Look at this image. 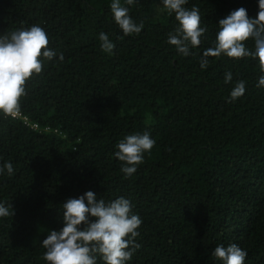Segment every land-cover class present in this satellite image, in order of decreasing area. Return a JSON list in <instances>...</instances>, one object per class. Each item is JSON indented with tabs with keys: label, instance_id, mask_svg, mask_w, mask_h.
I'll list each match as a JSON object with an SVG mask.
<instances>
[{
	"label": "trees",
	"instance_id": "trees-1",
	"mask_svg": "<svg viewBox=\"0 0 264 264\" xmlns=\"http://www.w3.org/2000/svg\"><path fill=\"white\" fill-rule=\"evenodd\" d=\"M113 0H0V36L42 27L48 48L42 71L25 84L19 115L0 112V264H49L42 241L63 227V203L93 191L106 203L128 199L140 217V247L125 264H222L217 245L235 243L244 264H264V87L258 60L211 57L218 22L258 0H187L206 31L180 54L168 42L179 22L162 0H134L139 34L115 22ZM108 35L112 53L101 48ZM255 50L254 39L245 41ZM63 60H60V55ZM232 80L225 83V74ZM244 94L231 100L237 81ZM155 144L129 177L115 156L128 135ZM94 220L95 218L90 217ZM96 264H104L98 255Z\"/></svg>",
	"mask_w": 264,
	"mask_h": 264
},
{
	"label": "clouds",
	"instance_id": "clouds-1",
	"mask_svg": "<svg viewBox=\"0 0 264 264\" xmlns=\"http://www.w3.org/2000/svg\"><path fill=\"white\" fill-rule=\"evenodd\" d=\"M134 0H126L128 5ZM169 12L175 13L179 26L175 34H169L168 42L177 51L188 56L189 48L198 47L201 36L206 31L200 26L199 9L190 10L184 5L187 0H162ZM259 11L255 18H250L247 10L240 7L219 20V30L215 37V46L204 50L200 60L201 68L208 66V57L241 59L252 57L258 60L262 75L258 87H264V0H258ZM115 22L125 35L139 34L143 22L135 23L129 15V9L121 5V0H113L110 5ZM254 39L255 50L250 51L245 41ZM101 48L109 54L114 44L107 34H99ZM49 39L45 30L32 25L29 28L13 31L0 36V112L12 116L20 108V98L25 95V84L34 74L42 71L41 57L52 60L56 53L48 48ZM63 60V55H60ZM232 80V73L225 74V83ZM245 92V82L237 81L230 92L231 100L241 97ZM155 144L148 132L128 135L117 144L115 156L122 162L121 171L129 177L143 163V153L151 151ZM7 169L12 175L14 169L10 162L0 167V173ZM132 205L124 197H118L108 203L97 199L93 191H86L79 198H69L63 203V227L51 230L42 241L46 249L44 260L49 264H96L99 255L104 264H125L131 260L140 245L135 242L139 235L137 229L142 221L136 214H131ZM14 215L0 203V217ZM90 217L95 218L94 220ZM211 255L222 264H244L246 251L235 243L217 245Z\"/></svg>",
	"mask_w": 264,
	"mask_h": 264
},
{
	"label": "built area",
	"instance_id": "built-area-1",
	"mask_svg": "<svg viewBox=\"0 0 264 264\" xmlns=\"http://www.w3.org/2000/svg\"><path fill=\"white\" fill-rule=\"evenodd\" d=\"M12 116H20V115L17 112V113H14ZM20 117L25 123L29 124L31 127H36V124L34 122L28 121L25 116H20Z\"/></svg>",
	"mask_w": 264,
	"mask_h": 264
}]
</instances>
